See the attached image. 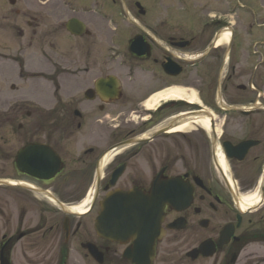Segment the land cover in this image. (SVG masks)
Returning a JSON list of instances; mask_svg holds the SVG:
<instances>
[{
    "label": "flooded vegetation",
    "instance_id": "af4514ba",
    "mask_svg": "<svg viewBox=\"0 0 264 264\" xmlns=\"http://www.w3.org/2000/svg\"><path fill=\"white\" fill-rule=\"evenodd\" d=\"M216 1L202 6L223 13L184 31H161L171 20L125 19L115 58L112 37L91 35L86 19L80 35L63 23L77 57L52 62L40 20L0 24V38L11 28L22 40L13 51L0 47V264H67L76 252L93 264H264V0ZM4 4L3 12H24L19 0H0V10ZM240 7L251 11L243 48L232 17ZM223 32L229 39L218 45ZM137 35L143 42L131 48ZM49 84L59 95L52 101ZM176 86L197 101L146 106ZM187 120L185 130H168ZM154 185L171 189L172 205L147 262L136 228L115 239L94 225L102 200ZM111 217L108 232L121 223Z\"/></svg>",
    "mask_w": 264,
    "mask_h": 264
},
{
    "label": "rangeland",
    "instance_id": "374dc122",
    "mask_svg": "<svg viewBox=\"0 0 264 264\" xmlns=\"http://www.w3.org/2000/svg\"><path fill=\"white\" fill-rule=\"evenodd\" d=\"M19 1L21 4L20 8L24 12H21L19 16L14 13H9L8 11L3 12L5 9H10L8 4H4V8L0 10V24L3 27L8 23L11 24L13 20H17V22L25 19L40 20L42 28L44 26V29L47 30V53L51 62L52 58H60V56L65 53L69 56V60L77 57L79 50L75 49V39L71 37L63 27V23L71 17H77L81 20L86 19L85 24L87 29L90 31V34L102 37L101 41H107L105 38L111 36L112 52L109 54L112 58H115L116 56H119V52L116 47L121 46L122 36H124V33L122 32V27L125 26L123 23V6L127 7L130 14L133 15V18L148 20L150 21V25H155L157 21H173V26H171V28L164 27L161 29V31L168 33H171L174 28L176 30L180 29L184 31L192 25H198L199 22L197 21H203L207 18L209 19V15H218L224 12V10L217 7L212 6L206 9L202 6L204 4H215L216 6V0H48L45 5L46 7L43 8H40V6H44L40 4V0ZM137 2H139L145 9L146 13L144 16L138 13L137 7H135ZM194 4L196 5L195 7H193ZM237 10V14L235 13L232 17L233 20L236 21V36L240 42L238 47L241 46L240 48H243L246 42L245 35H247L245 27H248L251 22V11L247 8H238ZM3 14L5 16H2ZM27 14L31 16V18L28 17ZM191 19L196 22L194 24L189 23V20ZM111 20H115L116 23H111ZM163 26L167 25L164 24ZM113 29H115V31H113ZM5 31L6 33L4 37L0 38V47L8 49V51L16 50L22 40L20 37H15L13 35L11 28H5ZM32 51L34 53L37 52L38 54L39 48L37 49L36 47H33ZM94 53L103 54L104 50L95 49ZM61 59L67 61V57H62ZM49 60L48 67L50 69L53 66ZM40 63L41 62L39 60H33L31 66H33V68L40 67ZM5 69L4 71L9 74L11 71L10 68L5 66ZM42 89L40 90L42 91ZM46 90L47 97L45 99L48 101H52L59 97V95L54 96L56 91L54 92V87L52 85L49 84ZM32 93L33 97L38 100L42 99L40 98L39 93ZM187 93L188 92H186V94ZM79 253H73L75 262L67 264H93L85 260L81 255H79Z\"/></svg>",
    "mask_w": 264,
    "mask_h": 264
},
{
    "label": "water",
    "instance_id": "95a60500",
    "mask_svg": "<svg viewBox=\"0 0 264 264\" xmlns=\"http://www.w3.org/2000/svg\"><path fill=\"white\" fill-rule=\"evenodd\" d=\"M136 5L140 7V12H143L139 3H136ZM67 28L72 33L78 34L83 28V25L76 19H71L67 23ZM74 28H78L79 31H76V29L74 30ZM139 37L140 36H137L135 38L131 48L136 44L141 43L142 40ZM134 49L133 51L136 53L140 51L139 47ZM177 72H179V69H177ZM113 85L115 86V83H113ZM115 92L116 89L114 88L113 93ZM170 192L171 189L169 187L154 185L147 194H141L136 190L125 194L119 192L113 193L112 197L116 198L115 201H112V199L110 201L108 199L100 203L101 211L97 218V232L101 236H106L107 234L105 206L106 203L111 202L112 217L114 219L118 218L121 223H119V226L113 227L108 233L112 234L114 238H119L128 227L136 228L137 233L143 237L144 247H146V249L143 248V253L146 255L145 258L147 262H149L153 255L154 242L157 238H160L162 233L160 228H158V224L161 222L163 208L166 204L172 205V202L170 201ZM139 197H143V200H140ZM115 208L117 209L115 210ZM136 220L138 221L137 224ZM112 222H115V220H112Z\"/></svg>",
    "mask_w": 264,
    "mask_h": 264
},
{
    "label": "bare ground",
    "instance_id": "6f19581e",
    "mask_svg": "<svg viewBox=\"0 0 264 264\" xmlns=\"http://www.w3.org/2000/svg\"><path fill=\"white\" fill-rule=\"evenodd\" d=\"M229 39V33L223 32L220 38L217 40V44H221V42H226ZM165 99H175V100H188L189 102H195L197 101V98L194 94H186L184 88L182 87H174V88H169V89H163L156 91L154 94H152L145 102L146 106L148 107H154L157 102L160 100H165ZM193 123H197L201 125L202 127L208 126V121H205L202 118H195L193 120ZM190 125V122L187 120L183 122L180 125L171 127L170 131H183L185 130L188 126ZM88 199L81 203L79 206L75 207V210L77 212H83L85 207L87 206Z\"/></svg>",
    "mask_w": 264,
    "mask_h": 264
}]
</instances>
